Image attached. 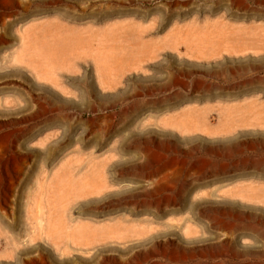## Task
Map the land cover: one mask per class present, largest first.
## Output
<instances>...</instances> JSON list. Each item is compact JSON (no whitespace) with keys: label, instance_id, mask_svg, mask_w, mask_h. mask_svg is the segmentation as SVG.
Here are the masks:
<instances>
[{"label":"rangeland","instance_id":"rangeland-1","mask_svg":"<svg viewBox=\"0 0 264 264\" xmlns=\"http://www.w3.org/2000/svg\"><path fill=\"white\" fill-rule=\"evenodd\" d=\"M161 262L264 264V0H0V264Z\"/></svg>","mask_w":264,"mask_h":264},{"label":"bare ground","instance_id":"bare-ground-1","mask_svg":"<svg viewBox=\"0 0 264 264\" xmlns=\"http://www.w3.org/2000/svg\"><path fill=\"white\" fill-rule=\"evenodd\" d=\"M127 67H128V65H127ZM122 69H123V68H122ZM126 69H128V68H126ZM69 160H71V159H69ZM74 160H75V159H74ZM74 160L70 161V164H73V163H71V162H73ZM76 161H77V159H76ZM76 161H75V162H76ZM67 162H68V161H67ZM75 162H74V165H71V166H70V164L68 165L69 162L66 163V164H67V167L70 166V167H69V170H70L69 172H71V174L73 173V172H72V171H73L72 169L74 168V171H75V167L77 166V165L75 164ZM78 162H79V160H78ZM78 162H77V164H78ZM88 162H92V161L89 160ZM78 165L80 166V167H78L79 170H80L82 164H80V162H79ZM83 165H84V164H83ZM86 165L88 166V168H87V166H86L87 171H85V170H86L85 165L83 166L84 168H83V167L81 168V170H82V169H85V170H82V172H81V170L79 171L78 168H77V171H76V172H77V173L80 172V174H82V175H78V176H77L78 178H80L81 176H85L84 174H87L88 170L91 171L90 169L93 168L92 165H90V166H91V167H90L88 163H87ZM72 166H73V167H72ZM93 166H94V165H93ZM65 167H66V166H65ZM71 167H72V168H71ZM89 167H90V169H89ZM94 167H95V166H94ZM104 167H105V166H104ZM95 168H96V167H95ZM64 169H65V168H64ZM66 169H67V168H66ZM66 169H65V170H66ZM93 169H94V168H93ZM93 169H92V174H93V171H94ZM65 170H63V171H65ZM67 170H68V169H67ZM67 170L65 171L66 173H67ZM78 171H79V172H78ZM83 171H85L86 173L83 172ZM65 172H63V173H65ZM94 172H95V171H94ZM41 173H42V172H41ZM41 173H40V174H41ZM56 173H58V172H55V173H54L55 176L59 174V173H58V174H56ZM66 173H65V174H66ZM89 173H91V172H89ZM89 173H88L86 176L91 175V174H89ZM67 174H68V176H67V175H65V176H67L68 178H70L69 173H67ZM42 175H43V174H42ZM61 175H62V174H60V175H58V176H60V178L64 176V174H63L62 176H61ZM75 175H77V174H75ZM75 175H71V176H73L74 178L72 177V178L69 179V180H70V183H71V182H75L74 180H77V179H78L77 177H76L77 179H75ZM39 176H40V175H39ZM44 176H45V175H44ZM44 176H43V177H44ZM86 176H85V177H86ZM91 176H92V175H91ZM56 177H57V176H56ZM88 177H89V176H88ZM36 178H37V176H36ZM52 178H53V177H52ZM52 178H50V179H52ZM54 178H55V177H54ZM42 179H43V178H42ZM46 179H47V178H46ZM48 179H49V178H48ZM71 179H72V180H71ZM54 180H55V179H53V181H52L53 183H55ZM92 180H93V179H92ZM41 181H42V180H41ZM41 181H39V182H41ZM45 181H46V180H45ZM47 181L49 182V180H47ZM39 182H38V183H39ZM48 182H44V179H43V182L37 184L38 187L40 186V188H38V189L43 191V190H46L48 187L50 188V186H49L50 183H48ZM88 183H89V182H88ZM90 183H91V182H90ZM52 185H53V184H52ZM52 185H51V186H52ZM89 185H90V184H88V186H89ZM98 185H99V184H97V186H96V184H95V185L92 184V186H94V187H91L90 190H89V188L87 187V185H86L87 188H86V187H85V188L87 189V191H88V190H89V191H92L91 189H94V188L99 190V188L101 187V184H100L99 187H98ZM102 185H104V184H102ZM95 186H96V187H95ZM54 187H55V186L53 185V188H54ZM89 187H90V186H89ZM97 187H98V188H97ZM49 188H48V189H49ZM48 189H47V190H48ZM50 189H52V187H51ZM100 190H102V187H101ZM36 191H37V190H36ZM89 191H88V192H89ZM38 192H39V191H37V193H38ZM40 192H41V191H40ZM43 192H44V193H47V192H45V191H43ZM41 194H42V193H41ZM69 201H70V200H69ZM67 202H68V201H67ZM71 203H72V202H71ZM71 203H70V204H71ZM68 204H69V203H68ZM75 204H76V205H73V207H74V206H75V207L77 206V203H75ZM64 205H65V204H64ZM64 205H63V207H65ZM70 206H71V205H70ZM70 206H68V207H70ZM68 207H67V208H68ZM71 207H72V206H71ZM71 207H70V208H71ZM67 208H66V209H67ZM68 209H69V208H68ZM72 209H73V208H72ZM74 209H75V208H74ZM74 209H73V210H74ZM69 210H70V209H69ZM179 259H180V258H179ZM184 260H185V259H184ZM174 261H175V260H174ZM176 262H180V261L178 260V261H176ZM181 262H182V261H181ZM156 263H157V262H156ZM161 263H162V262H161ZM170 263H171V262H170ZM162 264H163V263H162Z\"/></svg>","mask_w":264,"mask_h":264}]
</instances>
